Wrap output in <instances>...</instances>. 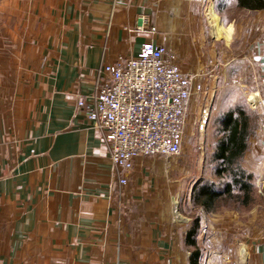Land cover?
<instances>
[{
  "label": "crops",
  "instance_id": "0c3cea01",
  "mask_svg": "<svg viewBox=\"0 0 264 264\" xmlns=\"http://www.w3.org/2000/svg\"><path fill=\"white\" fill-rule=\"evenodd\" d=\"M226 9L250 15L224 22ZM139 14L156 32L135 27ZM148 40L163 43L204 87L189 101L185 135L213 93H246L256 129L241 165L263 195L264 8L237 0H0V264H191L194 217L171 200L183 195V167L177 178L172 162L139 156L120 184L104 133L78 105L105 64L138 56ZM230 108L214 122L215 143ZM261 208L239 219L240 264H264ZM234 218L223 217L231 238Z\"/></svg>",
  "mask_w": 264,
  "mask_h": 264
},
{
  "label": "built area",
  "instance_id": "2783aa9c",
  "mask_svg": "<svg viewBox=\"0 0 264 264\" xmlns=\"http://www.w3.org/2000/svg\"><path fill=\"white\" fill-rule=\"evenodd\" d=\"M150 28L149 15L139 14L135 26ZM96 90L78 105L92 127L104 133L119 183H128L139 156L170 158L180 154L186 114L202 83L167 57V47L144 42L141 53L116 64H105Z\"/></svg>",
  "mask_w": 264,
  "mask_h": 264
},
{
  "label": "rangeland",
  "instance_id": "374dc122",
  "mask_svg": "<svg viewBox=\"0 0 264 264\" xmlns=\"http://www.w3.org/2000/svg\"><path fill=\"white\" fill-rule=\"evenodd\" d=\"M206 5L207 4L203 5V15H206L207 13ZM218 15L221 17V20L227 22L231 18L243 20L250 14H242L235 9H226L225 12L219 13ZM206 17L208 18V16ZM214 18L216 20V15ZM216 21L217 24H222L219 23V19ZM222 29L223 27H221V31ZM221 31L215 32V35H220ZM220 83L225 85L223 80ZM246 99L247 95L243 92L234 94L213 93L210 97V103L205 105L202 115H200L199 122L194 127L193 132L185 135L180 154L174 158L175 161H171L172 157H162L169 163L172 162L171 165L174 169L176 166L178 167V172L176 174L177 178L180 176L179 167H183V195L181 198H177L176 194L173 193L171 197L173 202H177V204L181 206L179 213L190 218H193L196 215H202L204 219L203 224L205 225V229L199 234L200 247L202 250L200 264H240L238 254L241 240L239 236V219L241 216L245 217L253 213L256 204L263 205V208L260 210L264 209V186L262 189L263 195H261V192L257 190L255 183L253 201L249 205H242L239 201L234 199L223 200L220 202L218 209L214 213H210L211 217L214 214L213 217H215V222L207 220L208 218L206 215L208 214L204 213L202 208L194 207L193 203L190 201L192 189L196 184L202 183L206 180L219 182L217 176L213 174L214 164L212 162V153L215 144L212 135L214 133V122L219 116V111L225 107L228 108L229 106L244 105L249 111L256 113L255 110L250 108ZM173 176H175V172ZM253 182H255V179ZM225 215H232L235 217V221L231 227L232 238L224 228L223 217Z\"/></svg>",
  "mask_w": 264,
  "mask_h": 264
},
{
  "label": "trees",
  "instance_id": "16d2710c",
  "mask_svg": "<svg viewBox=\"0 0 264 264\" xmlns=\"http://www.w3.org/2000/svg\"><path fill=\"white\" fill-rule=\"evenodd\" d=\"M240 8L263 9L264 0H237ZM256 114L244 105L228 109L222 120L220 136L215 143V174L219 182L203 181L193 190V205L204 212H215L221 201L234 199L242 205L253 201L254 175L245 170L242 159L249 147L250 138L255 134ZM224 185V188H223ZM200 215L193 220L187 242L195 246L191 254V264H200L202 250L195 236L200 227Z\"/></svg>",
  "mask_w": 264,
  "mask_h": 264
},
{
  "label": "bare ground",
  "instance_id": "6f19581e",
  "mask_svg": "<svg viewBox=\"0 0 264 264\" xmlns=\"http://www.w3.org/2000/svg\"><path fill=\"white\" fill-rule=\"evenodd\" d=\"M212 17L214 18L215 17V14L212 13ZM214 25V29L215 31L214 32H217V31H221V25L217 24V21L215 20V22L213 23Z\"/></svg>",
  "mask_w": 264,
  "mask_h": 264
}]
</instances>
